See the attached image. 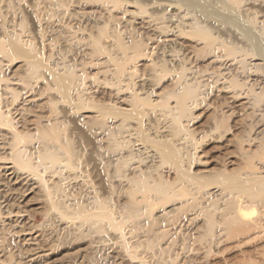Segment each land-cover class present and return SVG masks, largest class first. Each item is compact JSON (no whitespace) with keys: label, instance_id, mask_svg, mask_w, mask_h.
<instances>
[{"label":"rangeland","instance_id":"1","mask_svg":"<svg viewBox=\"0 0 264 264\" xmlns=\"http://www.w3.org/2000/svg\"><path fill=\"white\" fill-rule=\"evenodd\" d=\"M206 1L0 0V264H264V0Z\"/></svg>","mask_w":264,"mask_h":264},{"label":"bare ground","instance_id":"2","mask_svg":"<svg viewBox=\"0 0 264 264\" xmlns=\"http://www.w3.org/2000/svg\"><path fill=\"white\" fill-rule=\"evenodd\" d=\"M185 1H190L194 6L196 5L199 9H201V11H204L205 14H209L210 16L211 15H215L216 14V11L211 7V5L206 1V0H185ZM225 1V0H224ZM186 2V3H187ZM231 2H237V0H231ZM190 3V4H191ZM188 4V3H187ZM235 5L234 6H237L236 3H234ZM225 5H229L230 6V2L229 3H226ZM224 7V6H223ZM227 7V6H225ZM224 9V8H223ZM236 9V8H235ZM222 11V10H221ZM224 12L225 9H224ZM215 13V14H214ZM236 13V12H235ZM234 14V13H233ZM232 14V15H233ZM229 16V15H228ZM235 16V15H233ZM232 16V17H233ZM237 16V15H236ZM235 16V17H236ZM230 17V16H229ZM231 17V18H232ZM223 18V17H222ZM225 18V17H224ZM226 19V18H225ZM229 20V18H227ZM236 19V18H235ZM231 20V19H230ZM233 20V19H232ZM148 25V24H147ZM240 25V24H239ZM247 26V25H246ZM250 36V35H249ZM257 38V37H256ZM257 40V39H256ZM13 46V49L15 51H17L18 54H21L23 56L26 55V53L19 47V45L17 44H12ZM260 51H261V54L264 56V51H262V49L260 48ZM260 54V55H261ZM22 56V57H23ZM26 58H28L31 63L35 66H40V64L36 61H40V60H34V57L32 55H26ZM34 60V61H33ZM52 77L53 79L56 81V83L58 84L60 90L63 92L64 96L66 98H69L70 96V92H71V88H72V80L70 78L66 79L62 76H60L59 74H56V73H52ZM72 93V92H71ZM70 101V100H69ZM103 110V108H102ZM107 112V111H106ZM114 113V112H113ZM119 113V112H117ZM105 115V114H104ZM126 116V115H125ZM169 131V130H168ZM169 135V134H168ZM171 136V135H170ZM167 139V138H166ZM165 139V140H166ZM148 143V142H147ZM158 146V150L163 153L164 156H168L171 160H173L174 163H176V165H180V164H177V163H180V153H178L177 149L175 148V146L168 141H164L163 143H158L157 144ZM157 148V147H156ZM9 166V165H8ZM181 166H178V169L180 170L181 172V176H182V179L183 180H191L192 179V175L190 176V174L187 172V171H182V169L180 168ZM195 176V175H194ZM202 178V177H201ZM219 179H221V176H213L211 177L209 180H212V181H218ZM246 179V178H245ZM18 181V180H17ZM201 181V179H200ZM264 181V180H263ZM204 183V181H203ZM227 185L226 187H228L230 190H233V191H239V192H253V191H256L258 189H260L262 186V181H255V182H250V181H245L243 180V178L241 177H238V176H235V177H231L229 179L228 182H226ZM10 184V183H9ZM205 186H206V183H205ZM207 187V186H206ZM261 191V190H260ZM256 194V193H255ZM247 222V221H246ZM241 226V225H240ZM245 227V226H244Z\"/></svg>","mask_w":264,"mask_h":264}]
</instances>
